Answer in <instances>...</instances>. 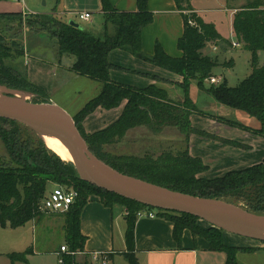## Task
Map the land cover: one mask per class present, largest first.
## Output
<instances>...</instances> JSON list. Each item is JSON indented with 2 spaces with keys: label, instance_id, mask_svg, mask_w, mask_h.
Segmentation results:
<instances>
[{
  "label": "trees",
  "instance_id": "1",
  "mask_svg": "<svg viewBox=\"0 0 264 264\" xmlns=\"http://www.w3.org/2000/svg\"><path fill=\"white\" fill-rule=\"evenodd\" d=\"M100 1L103 18L102 37L92 34L80 25L70 26L59 17V20H54L52 15L55 12L35 14L30 21L32 27L38 26L40 30L53 25L55 30L51 33L56 39L58 54L73 58L69 70L101 85L99 93L73 117L90 151L122 175L171 192L232 204L236 202L234 204L237 205L241 203L250 212L264 215L262 163L228 172L218 178L206 179L200 175L207 172L208 168L199 158L191 157L187 148L176 154L167 152L155 159L150 156L137 158L102 153L103 146L119 141L129 130L141 126L148 127L153 132H159L163 127H174L184 136L187 143L191 134L208 137L207 134L191 127L190 117L193 114L213 118L200 110L191 100L190 82L193 80H196L199 92L209 95L217 105L241 111L254 118L259 127L250 132L264 138V63L261 67H256L257 53H264V10L260 8L263 5L262 0H254L249 7L241 8L234 17V33L243 43V48L250 52L252 68L250 76L234 88L229 87L224 79L218 85L205 86V81L213 77L212 70L217 63L208 56H202L200 51L206 43L221 41L222 38L212 25L205 24L193 13L190 0H173L181 12L184 23L183 35L177 42V48L182 52L180 58L166 55L158 44L155 45L152 57L142 53L141 33L153 20V14L147 8L148 0H136L135 12H119L112 6L110 0ZM22 16L21 13H5L0 14V19ZM116 49L180 76L182 100L170 102L167 92L155 84L139 89L112 81L109 72L113 66L108 62V55ZM23 56L24 48L21 43L16 42L11 36H6L0 29V87L37 96L41 98V103L38 104L48 103L46 92L29 81L26 68L21 70L18 67L19 59ZM123 103L122 113L115 122L101 131L85 134L82 124L88 116L98 108L108 111ZM0 122L11 126L10 129L0 127V141L8 157L7 164L0 165V228L14 230L42 218L38 205L48 185L58 184L66 189L75 190L77 194L68 212L62 214L68 250L83 251L85 238L79 232L80 213L89 197L95 196L107 208L114 205L124 208L127 246L124 258L127 264H137L133 254L137 213L145 208L154 209L92 186L80 177L71 163L62 161L47 149L40 137L33 138L30 133L24 132L28 128L3 119H0ZM224 142L234 147L237 145L230 141ZM156 215L172 223L173 238L177 243L181 233L189 230L194 237L203 238L211 251L225 253L226 264H237L235 254L238 251H252L226 246L223 242L222 228L212 225L201 228L197 225L199 220L195 217L160 210H156ZM32 253V248H27L23 252L10 253L5 257L10 264H29L27 257ZM61 264L78 263L73 256L64 254Z\"/></svg>",
  "mask_w": 264,
  "mask_h": 264
},
{
  "label": "crops",
  "instance_id": "2",
  "mask_svg": "<svg viewBox=\"0 0 264 264\" xmlns=\"http://www.w3.org/2000/svg\"><path fill=\"white\" fill-rule=\"evenodd\" d=\"M30 1L29 5L27 4V0H0V14L21 13L22 15H34L55 12L62 21L69 22L74 21L72 19L74 13H89L91 19L83 28L98 37L103 34L100 0H51L50 2L46 0L43 6L50 4L48 11L43 9L41 0ZM253 1H189L193 13L205 24L212 25L222 38L221 41L208 42L207 44L214 46L217 54L221 53L223 57H227L230 60L232 66L227 69L229 71L235 65L234 52L236 49L228 52L225 50V46L229 48L232 43H235L231 40L232 37H236L233 30L234 17L243 8L244 4L247 2L252 3ZM110 2L119 12H135L137 9L136 0H110ZM262 3L263 5L260 8L264 9V0H262ZM80 8L81 10H79ZM147 8L153 14V20L142 30V53L147 57H152L155 45L158 44L166 55L172 58H180L182 52L177 48V42L183 35L184 23L181 12L177 9L175 2L173 0H148ZM226 23L228 25V32L224 29V24ZM236 42H239V40ZM209 51L210 53H216L211 49ZM108 62L113 66L109 72V77L116 83L139 89L155 84L164 89L168 97L170 96L168 90L180 89L179 84L182 82L180 76L174 73L172 74L175 76H172L171 72L163 70L149 62L139 60L125 51L119 49L111 51L108 55ZM57 67V64L51 65L48 62L30 59L27 62V77L29 81L46 92L44 89L46 87L42 85V82L50 74L54 75L55 78L58 70ZM251 72L252 68L246 73V78L250 76ZM154 78L156 79L153 80ZM217 78L224 79L228 85L226 77L219 76ZM201 94L194 85H191L189 95L196 105ZM178 97L180 96L177 95ZM123 107L124 103L108 111L98 108L83 121L82 125L88 130L87 132L92 133L106 129L118 119ZM243 114H238V117L242 120L241 122H244L246 126H250L253 129H258V122L254 118L243 116ZM190 123L194 130L205 133L208 136L191 134L188 138L187 147L189 155L199 158L208 168V172H205V175L211 173L214 176L221 177L223 176L221 172L239 171L257 164H264L263 137L238 128L227 127L214 118H207L199 114L191 115ZM88 124L92 128L91 130H89ZM224 141L234 142L237 145L234 147ZM205 175L203 176L204 178ZM125 216L126 212L120 206L114 205L112 208H107L100 202L98 197L91 196L80 213L79 232L85 238V242L83 251H79L82 253L79 255L81 257H77L76 262L83 259L82 264H92L93 261L90 255L93 253L104 254L107 260L105 264H116L117 257L125 260L124 254L127 253ZM42 219H46V224L52 226L53 229L59 230L63 238L59 247L53 252L48 253L54 259V262L50 264H57V254H59L60 248L65 245L64 220L62 217H43L17 229H24L31 223V229L33 230L35 225L39 221H42ZM223 241L228 247L240 249L247 247L230 236L224 237ZM27 248L32 247H26L24 250ZM32 250V255L27 257L29 264H32V259L36 254L33 248ZM133 254L137 259V264H226L225 253L211 251L203 238L194 237L189 230H184L181 233V238L177 243L173 238L172 223L158 216L152 219L142 217L136 220ZM241 255H251L264 259V252L260 250L253 252L238 251L236 254L237 261Z\"/></svg>",
  "mask_w": 264,
  "mask_h": 264
},
{
  "label": "rangeland",
  "instance_id": "3",
  "mask_svg": "<svg viewBox=\"0 0 264 264\" xmlns=\"http://www.w3.org/2000/svg\"><path fill=\"white\" fill-rule=\"evenodd\" d=\"M43 1L46 2V0H41L42 6ZM50 1L51 0H47V2ZM30 2V0H27V4L30 5ZM250 4V2H247L242 7H249ZM80 7L82 6L80 5ZM49 8L50 4H47V6H43V9L45 11H48ZM79 10H81V8ZM34 16L35 14H30L23 15L21 18H1L0 29L6 36H11L15 39L16 42L21 43V45L23 46L24 56L19 59L18 63V67L21 70H24L25 68L27 70V62L30 59H33L34 61L48 62L51 65H58V70L56 72L55 78L54 75L50 74V76H48L47 79L42 82V85L46 87L44 89L46 90V94L48 95V103L61 108L73 118L89 100L94 98L99 93L101 85L85 77L78 76L69 70L73 63V58L67 55L58 54L57 42L51 33L54 32L55 28L53 27V25H48L45 30H40L38 26L32 27L30 21H32V18ZM52 18H54V20H59L57 14L52 15ZM72 19L82 27L87 25V22L79 20L78 17L74 16L72 17ZM224 25V29H226L228 32L227 23ZM231 40H233L235 44H237V46H233L234 43H232L229 48L225 46V50L228 52L236 49L234 52L235 65L233 66V69L231 71L227 70L232 66L230 60H228L227 57H223L221 53L217 54L214 46L206 43L203 49L200 51L202 56H208L211 59L216 60L217 63L216 67L212 70V76L215 75L212 78L217 79V83L212 84L209 83V80H206L204 83L205 86L220 84L223 80L217 77L222 76L227 78L229 87L234 88L238 86V84L244 78H246V73L251 69L250 52L243 48V43L240 40L239 42H236L238 41V38L232 37ZM209 49L213 50L216 53H210ZM263 63L264 53L258 52L256 67H261ZM171 75L175 76L172 73ZM196 83V80L190 82L191 85H194L197 88ZM7 90L8 92H19L23 96H26L28 100L26 101V103H41V98L37 96L16 90ZM168 92L170 95L169 97H171L170 99L168 97L170 102H177V100L180 101L183 98V91L181 88L175 89L173 91L168 90ZM6 95L11 98L14 97L10 94ZM177 95H179L180 97L177 98ZM197 107L200 110L207 112L213 118H217V121L219 123L224 124L227 127L238 128L246 132L255 130L250 126H246L244 122H241L242 120H240V118L238 117V114H243L241 111H236L221 105H217L209 95H205L202 93L197 103ZM243 116L250 118L245 114H243ZM233 125H240L241 127H235ZM87 126L89 130L92 129L90 128L89 124ZM0 127L3 129H10L11 126L0 122ZM83 129L85 134L92 133L87 132L88 130H86L84 127ZM24 132L30 133L33 138L39 137L36 131L29 128L24 130ZM187 147L188 143L185 141L184 136L178 131V129L174 127H163L159 132H153L148 127L141 126L129 130L119 141L111 145L103 146L102 153L106 155L109 154L111 156H133L137 158L150 156L155 159L167 152L176 154L179 151L185 150ZM7 162L8 157L4 146L0 141V165H6ZM221 173L222 175H225V173H228V171ZM204 175L205 172L201 174L200 177H203ZM214 177L218 176H214L211 173L205 175L206 179H213ZM56 187H62L66 189V187L58 184H50L48 185L46 193L42 200L46 198L49 193ZM158 188L167 190L161 187ZM67 189L72 190L70 188ZM72 191L75 192V190ZM42 200L38 205L39 210ZM239 205L242 206L244 204L240 203ZM49 216L59 218L62 217L64 220L62 214H47L45 212L42 213V218ZM197 225L201 228H207L210 226V224L200 220L197 221ZM31 226L32 225L30 223L24 229L17 230L0 228V264H10L9 260L5 257V254L20 252L26 247H32L36 253L34 255V258L32 259V264H50L54 262L53 257H50L48 253H51L55 249H57L62 242L63 238L59 233V230L53 229L52 226L46 224V219H42V221H39L35 225L33 230L31 229ZM222 236L223 238L230 236L235 241L241 244H245L247 246L245 247V249L252 250L251 252L255 250L264 252V241L262 240L242 237L236 234L228 233L225 230ZM77 257L81 256H74L75 260ZM59 258L60 256L58 255L57 261L59 260ZM83 261V259H80L79 262L77 261V263L82 264ZM92 264L97 263L93 262ZM116 264H126V261L117 257ZM237 264H264V259L262 257H254L251 255H241L237 261Z\"/></svg>",
  "mask_w": 264,
  "mask_h": 264
},
{
  "label": "water",
  "instance_id": "4",
  "mask_svg": "<svg viewBox=\"0 0 264 264\" xmlns=\"http://www.w3.org/2000/svg\"><path fill=\"white\" fill-rule=\"evenodd\" d=\"M68 24L79 27L74 21ZM25 106V110H15L0 103V119L34 131H53L65 138L74 158L81 163L82 176L78 174L92 186L154 210L189 215L215 227L213 220L229 221L264 234V215L250 212L239 204L171 192L122 175L90 151L73 118L61 108L49 103H25Z\"/></svg>",
  "mask_w": 264,
  "mask_h": 264
},
{
  "label": "bare ground",
  "instance_id": "5",
  "mask_svg": "<svg viewBox=\"0 0 264 264\" xmlns=\"http://www.w3.org/2000/svg\"><path fill=\"white\" fill-rule=\"evenodd\" d=\"M6 94H10L14 97H8ZM26 101H28L27 97L23 96L21 93L12 91L8 92L7 88L0 87V103L5 107L15 110H25ZM36 132L47 149L56 154L62 161L76 165L79 170L78 173L82 176L81 163L74 158L71 146L65 138L53 131L38 130ZM213 223L228 233L264 241V234L258 233L239 224L223 220H213Z\"/></svg>",
  "mask_w": 264,
  "mask_h": 264
},
{
  "label": "built area",
  "instance_id": "6",
  "mask_svg": "<svg viewBox=\"0 0 264 264\" xmlns=\"http://www.w3.org/2000/svg\"><path fill=\"white\" fill-rule=\"evenodd\" d=\"M15 1V0H12ZM264 10V9H263ZM73 16L78 17L79 20L88 22L91 19V15L89 13H74ZM191 25H194V23L189 22ZM233 46H237V44H233ZM215 50V49H214ZM209 83H217V79L210 78ZM77 197L76 192H73L72 190H66L62 187H56L54 190H52L49 195L44 198L40 205V212L41 213H47V214H65L68 212L70 206L74 203L75 199ZM156 211L150 210L148 208H145L137 213V218H155ZM60 258L57 261L58 264L62 263V255H70V256H76L82 254L81 252H70L67 248V246H62L59 250ZM93 262L97 264H105L107 262L105 255L102 253H93L90 255Z\"/></svg>",
  "mask_w": 264,
  "mask_h": 264
}]
</instances>
